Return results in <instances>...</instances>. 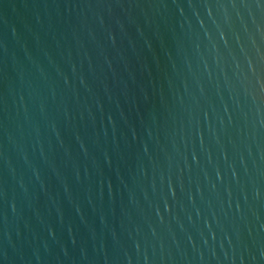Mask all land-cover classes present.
<instances>
[{
    "label": "water",
    "instance_id": "1",
    "mask_svg": "<svg viewBox=\"0 0 264 264\" xmlns=\"http://www.w3.org/2000/svg\"><path fill=\"white\" fill-rule=\"evenodd\" d=\"M0 264H264V0H0Z\"/></svg>",
    "mask_w": 264,
    "mask_h": 264
}]
</instances>
